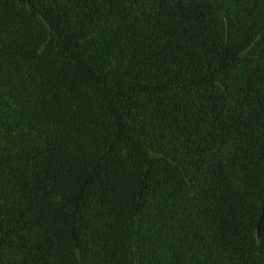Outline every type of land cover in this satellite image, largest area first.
<instances>
[{"label":"trees","instance_id":"obj_1","mask_svg":"<svg viewBox=\"0 0 264 264\" xmlns=\"http://www.w3.org/2000/svg\"><path fill=\"white\" fill-rule=\"evenodd\" d=\"M0 264H264V0H0Z\"/></svg>","mask_w":264,"mask_h":264}]
</instances>
